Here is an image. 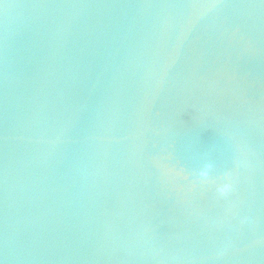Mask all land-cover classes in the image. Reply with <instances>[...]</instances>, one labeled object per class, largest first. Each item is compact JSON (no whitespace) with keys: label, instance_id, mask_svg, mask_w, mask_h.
<instances>
[{"label":"water","instance_id":"obj_1","mask_svg":"<svg viewBox=\"0 0 264 264\" xmlns=\"http://www.w3.org/2000/svg\"><path fill=\"white\" fill-rule=\"evenodd\" d=\"M0 261L264 264V0H0Z\"/></svg>","mask_w":264,"mask_h":264},{"label":"clouds","instance_id":"obj_2","mask_svg":"<svg viewBox=\"0 0 264 264\" xmlns=\"http://www.w3.org/2000/svg\"><path fill=\"white\" fill-rule=\"evenodd\" d=\"M213 171L212 163H205L203 167L198 172V178L202 183L212 182L211 173ZM225 180H230V176L226 174ZM233 190V185L231 182H222L217 184L216 192L220 197L227 196Z\"/></svg>","mask_w":264,"mask_h":264},{"label":"snow or ice","instance_id":"obj_3","mask_svg":"<svg viewBox=\"0 0 264 264\" xmlns=\"http://www.w3.org/2000/svg\"><path fill=\"white\" fill-rule=\"evenodd\" d=\"M0 264H2V261H0Z\"/></svg>","mask_w":264,"mask_h":264}]
</instances>
